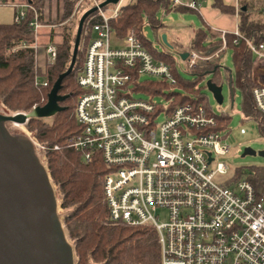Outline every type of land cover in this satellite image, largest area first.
Segmentation results:
<instances>
[{
	"label": "built area",
	"instance_id": "2783aa9c",
	"mask_svg": "<svg viewBox=\"0 0 264 264\" xmlns=\"http://www.w3.org/2000/svg\"><path fill=\"white\" fill-rule=\"evenodd\" d=\"M90 1L97 7L98 22L89 24V40L76 78L80 93L74 116L80 130L71 147L84 163L98 156L107 170L103 194L109 221L151 227L159 246V259L153 264H264V193L258 195L244 178L233 180L225 163L211 168L215 159L230 151L224 128L216 120L219 115L201 104L170 110L133 98L129 88L143 75L171 86L176 80L169 65L155 59L133 30L123 38L115 36L109 21L118 16L121 0L108 14L98 8L102 0ZM169 2L172 8L199 9L196 0ZM14 8L13 23L23 21L29 10L33 12L28 27L36 36L42 24L32 6ZM144 29L142 25L140 36L146 39ZM228 35L234 37V45L244 41L252 54L251 95L255 108L264 115V42L254 43L236 28L233 32L216 30L218 44L205 51L196 49L195 40L187 47L169 48L161 43L177 54V66L191 71L219 65L228 50ZM33 49L37 59L36 45ZM43 52L45 64L53 63L55 45L47 43ZM37 67L44 73V68ZM34 85L47 83L36 76ZM161 114L165 118L156 124ZM24 115L27 123L30 114ZM27 140L32 148L38 147L34 137ZM217 176L227 177L217 181Z\"/></svg>",
	"mask_w": 264,
	"mask_h": 264
},
{
	"label": "trees",
	"instance_id": "16d2710c",
	"mask_svg": "<svg viewBox=\"0 0 264 264\" xmlns=\"http://www.w3.org/2000/svg\"><path fill=\"white\" fill-rule=\"evenodd\" d=\"M77 1L63 0L62 21L70 17ZM211 1L212 7L220 12L237 15V29L243 37L254 43L264 42V15H262L264 0H256L253 4L242 2L237 11L224 5L222 0ZM31 6L36 12L38 22L42 24L41 7L37 4L36 8L33 4ZM243 7L245 11H242ZM159 11L166 14L194 12L184 8H172L169 0H133L130 4L120 7L118 16L110 20L109 25L117 38H123L133 30L144 48L155 59L169 65L176 80L174 86H181L186 93L181 95L173 90L162 93L161 88L168 86L166 82H138L133 86V91L140 90L148 94L164 95L167 100L172 101L170 110L177 105L201 104L211 111L205 103V94L201 92L198 85L205 75H212L211 81L219 85L220 66L211 65L184 71L190 74L193 80L181 79L177 74L173 57L165 52L153 51L150 43L140 36L143 17L154 32L165 27L157 19L156 15ZM33 17V12L29 10L25 19L19 23L0 24V105L9 113H28L33 108L44 106L52 85L70 63L75 35H71V25H65L59 34L60 41L53 43L56 47V58L53 63L47 64L44 73H41L40 68L37 67L36 53L33 49L35 36L28 27ZM96 22L98 18L95 17L94 12L83 24L82 55H77L72 72L63 79L58 92L60 96H67L58 103L62 110L51 116L49 121L31 116L26 128L45 148L46 171L59 197V206L62 211L61 224L73 248L75 264H153L159 259L155 231L151 227H131L123 223H111L103 194V180L107 170L98 156H95L92 162L84 163L80 154L71 147V140L80 130L74 116L75 102L80 93L76 78L89 40V24ZM54 35V31H48L49 40ZM233 40L234 37L231 35L226 37L227 49L232 51L235 77L232 79L228 71L226 81L231 80V86L241 91L244 118L253 120L257 124L260 136L264 138V115L255 108L251 95L252 54L244 41L240 40L234 45ZM49 42L51 41L47 43ZM218 42L208 28H199L196 31V49L205 51ZM36 76L45 79L47 85L35 86ZM190 95L193 97L190 98ZM216 120L220 128H225L229 117L221 114ZM54 146L58 149L53 150ZM240 178H244L258 195L264 193V166L237 169L233 180Z\"/></svg>",
	"mask_w": 264,
	"mask_h": 264
},
{
	"label": "water",
	"instance_id": "95a60500",
	"mask_svg": "<svg viewBox=\"0 0 264 264\" xmlns=\"http://www.w3.org/2000/svg\"><path fill=\"white\" fill-rule=\"evenodd\" d=\"M119 1L102 0L98 8L116 5ZM96 10L97 7H92L79 18L68 68L52 85L45 105L34 108L37 118L46 119L62 110L58 103L67 96L58 94L61 83L75 65L83 24ZM161 42L169 48L174 44L164 34ZM185 57L180 55L181 59ZM205 85L221 104L220 87L211 80ZM228 85L231 87V80ZM6 122L25 124L26 116L22 113L0 115V264H74L73 248L54 216L56 204L50 177L33 153L30 142L10 135L4 126ZM245 155L256 153L246 148L242 157ZM257 155L264 158V150Z\"/></svg>",
	"mask_w": 264,
	"mask_h": 264
},
{
	"label": "rangeland",
	"instance_id": "374dc122",
	"mask_svg": "<svg viewBox=\"0 0 264 264\" xmlns=\"http://www.w3.org/2000/svg\"><path fill=\"white\" fill-rule=\"evenodd\" d=\"M133 0H121V6L128 5ZM32 4L35 7L37 4L41 7L43 1L42 0H32ZM63 3V0H62ZM93 7V4L90 0H78L71 12L70 17L66 21H62V14L63 9L61 11V14H56L55 18L49 19L47 21L42 20V27L38 30L37 35L35 38V43L37 47V66H41L42 68L46 67V57L43 52V47L47 44L48 41H51V43H58L60 41V32L62 31L63 26L65 25H71V35L74 36L77 28V24L79 21V18L81 15L86 12L87 10L91 9ZM36 8V7H35ZM105 8V13L108 14V10H112L113 5H107ZM43 14V13H42ZM157 19L161 22H164L166 27L169 26H187L190 21H193L197 27H199V18L194 14H180L177 12H170L169 14H166L163 11H159L157 13ZM259 16V15H258ZM257 16V17H258ZM44 16L42 15V18ZM169 19H172L170 21ZM143 25L145 26L144 31L146 32V40L150 43L151 46H154L155 52L157 53H168L173 57V60L175 64L179 61L178 56L176 53L168 50L165 46L161 43V35L163 33V29L158 30L157 32H154L151 30V28L148 25V22L145 17H143ZM52 30L55 32V35L51 37V40H49L48 31ZM82 39V38H81ZM79 43L78 53L77 55H82L81 51H83V44L81 42ZM80 51V52H79ZM45 64V65H44ZM219 87L221 89V96H222V103L218 104L212 94L207 90L206 88V82L213 79L212 75H205L204 78H202L199 82L198 87L201 88V92L205 94L206 97V104L210 107L211 112L215 115H220L221 113L226 114L229 117V120L225 126V128L222 131L223 136H226L225 142L230 147V151L228 154H226L223 157L215 159L214 163L212 164L211 168L215 166L217 162L225 163L226 166L229 168V173L234 174L237 169L241 168H247V167H253V166H264V158L257 155L258 152L264 150V138L260 136L258 132L257 124L251 120L244 118L243 112H242V94L241 91L235 87L231 86L229 87L228 82L226 81V78L228 77V71L230 72L232 79L235 77V68L232 61V51L229 49L226 51V53L223 55L222 59L219 62ZM177 70V74L180 76L183 80H189L192 81L193 77L184 72L183 68H180L179 66H175ZM41 69V68H40ZM43 70V71H44ZM42 71V69H41ZM139 83H149V82H162L158 78L150 77V76H141L138 79ZM160 88V87H158ZM130 90L133 91V88L130 87ZM162 93H167L171 90L176 91L180 93L181 95L185 94L186 91L181 86H166L164 88H161ZM132 97L135 99H143V100H151L154 103H157L158 105L162 106V108H170L172 105L171 100H167L166 97L162 94H148L144 91H133ZM190 98L193 97L192 95L189 96ZM231 98L233 99V102L231 103ZM32 112V111H31ZM28 113H22V114H30ZM15 113L19 112H13L9 113L6 112L3 107L0 105V115L3 116H13ZM50 118V117H49ZM49 118H46V121H49ZM165 118L164 114H161L156 119V124H160ZM28 122V121H27ZM27 124V123H26ZM26 124H22L21 126H15L10 122L4 123V126L8 133L16 138L20 139H28L33 138V135L27 130ZM38 147H33L32 151L38 158V161L41 165H43L46 168V159H44L45 151L43 150L44 146H42L40 143H38ZM249 148L253 150L256 155H245L242 157L244 149ZM225 177H216V180L219 181L221 179H225ZM52 188L54 191V198H55V218L57 220L62 221V211L60 210L59 206V197L56 193L55 187L52 184ZM63 227V226H62ZM64 234L66 236V233L64 231ZM67 239V238H66ZM68 241V240H67ZM69 242V241H68ZM70 244V243H69ZM71 246V245H70ZM72 247V246H71ZM75 264V262H74Z\"/></svg>",
	"mask_w": 264,
	"mask_h": 264
},
{
	"label": "crops",
	"instance_id": "0c3cea01",
	"mask_svg": "<svg viewBox=\"0 0 264 264\" xmlns=\"http://www.w3.org/2000/svg\"><path fill=\"white\" fill-rule=\"evenodd\" d=\"M42 1V13L44 16V22L49 20L50 18H55L56 14H61V11L63 9L62 0ZM196 1L199 4L198 12H187V14H194L199 18V27H197L193 21H190L187 26L180 25L166 27L165 25V27L163 28V33L166 35V38L174 42L172 47H174V45L175 47L177 45L187 47L188 45L194 43L196 31L199 28H208L210 30L211 35L214 37L216 30H225L227 32H233L234 30H236L238 25L236 14L220 12L218 9L212 7L211 0ZM222 2L224 5L230 6L237 11L242 2H251V4H253L256 2V0H222ZM22 4H27L31 6L32 0H0V24H11L13 22V16L15 12L14 6ZM258 69L259 68L257 66L252 70V72L255 74L257 71H259Z\"/></svg>",
	"mask_w": 264,
	"mask_h": 264
},
{
	"label": "bare ground",
	"instance_id": "6f19581e",
	"mask_svg": "<svg viewBox=\"0 0 264 264\" xmlns=\"http://www.w3.org/2000/svg\"><path fill=\"white\" fill-rule=\"evenodd\" d=\"M31 116H35V114L33 112H31L30 115H29V117H31ZM14 125L15 126H18V125L21 126L22 124L15 123Z\"/></svg>",
	"mask_w": 264,
	"mask_h": 264
}]
</instances>
